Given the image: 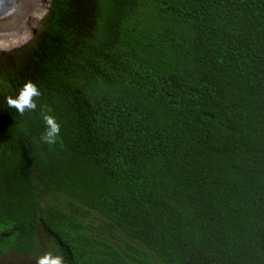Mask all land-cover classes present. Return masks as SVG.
Listing matches in <instances>:
<instances>
[{
	"label": "trees",
	"instance_id": "1",
	"mask_svg": "<svg viewBox=\"0 0 264 264\" xmlns=\"http://www.w3.org/2000/svg\"><path fill=\"white\" fill-rule=\"evenodd\" d=\"M43 233L63 264H264V0H54L0 78V257Z\"/></svg>",
	"mask_w": 264,
	"mask_h": 264
},
{
	"label": "clouds",
	"instance_id": "2",
	"mask_svg": "<svg viewBox=\"0 0 264 264\" xmlns=\"http://www.w3.org/2000/svg\"><path fill=\"white\" fill-rule=\"evenodd\" d=\"M54 5V0H50V9L49 13L43 15V22L41 23V26L37 30H33L32 33L26 34L23 38H19L16 41H13V37L16 35L13 33L11 36L4 37V40L2 43H0V56L10 53H21L19 54V60L18 64L25 59V57L28 55V53L34 48V43L36 37L41 33L43 30L45 24L47 23L51 11ZM25 33V31H24ZM29 33V32H28ZM25 49V50H24ZM25 53L21 57V55ZM17 64V66H18ZM16 66V67H17ZM16 70V68L14 69ZM7 72H4V75L6 77ZM2 78V77H1ZM41 95L40 91L38 90L37 85L32 81H27L23 84V86L19 89L18 94L15 97L8 96L6 97V103L9 108L15 109L20 115H23L26 111H34L37 108V104L35 102V99L38 98ZM42 119L45 124V130L42 133L40 139L42 142L53 145L57 141V137L60 134V124L57 122L56 118L50 114H47L46 112L42 111ZM40 234V240H41ZM48 237V236H47ZM48 239L52 242L53 245L54 242L48 237ZM40 245V241H39ZM56 246V245H55ZM57 247V246H56ZM58 249V247H57ZM14 249L10 248L8 249L2 257H0V264H4L3 259ZM59 252V249H58ZM13 253H21L14 250ZM31 254H34L33 252H30ZM60 256H54L51 253H46L37 259V264H63V257H61V254L59 252Z\"/></svg>",
	"mask_w": 264,
	"mask_h": 264
},
{
	"label": "bare ground",
	"instance_id": "3",
	"mask_svg": "<svg viewBox=\"0 0 264 264\" xmlns=\"http://www.w3.org/2000/svg\"><path fill=\"white\" fill-rule=\"evenodd\" d=\"M49 9L50 0H0V43L13 33L16 41L37 30Z\"/></svg>",
	"mask_w": 264,
	"mask_h": 264
},
{
	"label": "rangeland",
	"instance_id": "4",
	"mask_svg": "<svg viewBox=\"0 0 264 264\" xmlns=\"http://www.w3.org/2000/svg\"><path fill=\"white\" fill-rule=\"evenodd\" d=\"M25 50V49H24ZM21 53H10L0 56V78H5L4 72L13 71L17 64ZM25 55L23 53L21 57ZM99 222L98 219H94V223ZM4 244L0 242V247ZM10 252L4 259V264H37L38 257L46 254L51 253L54 256H60L58 249L52 242L48 239L46 234L41 235L40 245L38 249L34 251V254L30 252H21V253H13Z\"/></svg>",
	"mask_w": 264,
	"mask_h": 264
}]
</instances>
